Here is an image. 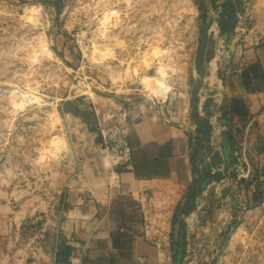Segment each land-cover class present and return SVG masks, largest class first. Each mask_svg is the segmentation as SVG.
Instances as JSON below:
<instances>
[{
	"label": "rangeland",
	"instance_id": "obj_1",
	"mask_svg": "<svg viewBox=\"0 0 264 264\" xmlns=\"http://www.w3.org/2000/svg\"><path fill=\"white\" fill-rule=\"evenodd\" d=\"M48 1L0 0V264H16L18 250L46 248L48 219L55 222L61 200L74 194L108 205L123 200L121 211L132 226L142 225L162 254L160 264H175L181 231L183 264H264V157L253 156L243 126L227 129L216 90L223 79L212 84L220 57L256 44L259 0H233L229 46L215 25L216 17L223 20L220 0H60L57 8ZM151 43L167 51L159 60L179 58L186 67L164 98L145 88L152 72L140 61L152 54ZM169 96L186 102L185 121L174 123L186 160H179L172 189L124 194L120 174L127 164L107 152L101 130L123 131L135 115L158 113ZM54 109L60 124L50 118ZM195 116L209 142H193ZM225 134L234 149L230 167L221 161ZM58 135L64 145L52 147ZM98 190L104 197L94 195Z\"/></svg>",
	"mask_w": 264,
	"mask_h": 264
},
{
	"label": "crops",
	"instance_id": "obj_2",
	"mask_svg": "<svg viewBox=\"0 0 264 264\" xmlns=\"http://www.w3.org/2000/svg\"><path fill=\"white\" fill-rule=\"evenodd\" d=\"M52 1L48 2L55 4L54 7L57 8L60 0ZM220 1L218 9L220 12L224 10L223 20L216 17L215 25L222 32L223 23L228 26L226 21L229 5H236L233 0ZM205 5L204 9L209 10V4ZM257 7L260 31L254 37L256 44L248 48H237L231 61L216 62V83L212 84H218L219 79H223L221 87L216 89L223 95L222 103L218 107L219 113L228 116L229 125L236 124L235 128L243 126L244 135H248L247 139L255 145L253 156L263 158L264 0H259ZM229 26H234L233 22ZM231 31L233 30L224 31L223 38ZM254 65L259 66L258 72L251 69ZM186 111L185 101L169 96L158 113L151 110L139 113L125 127L124 140L130 152V161L126 163L127 167H122L120 174L124 194L135 196L142 191L172 189L171 183L180 173L179 160L185 159L181 155L178 142L181 131L175 128L174 123L185 121ZM194 119L196 130H193V142L195 138L202 144L209 142V137L201 126L202 119L198 121L196 116ZM235 128L232 127L233 132ZM175 130H178V136L174 135ZM192 157L193 154L189 152L187 158L191 162L190 175L191 180H194L199 176L194 173ZM186 162L184 161L185 164ZM121 202L112 201L108 205L90 195L80 194L63 198L56 221L48 219L45 235L42 236L46 239V248L37 251L18 250L15 263L160 264L162 254H159L156 245L147 238L142 225L132 226L129 216L121 211ZM38 220L35 214V222L31 224ZM21 222L26 230L25 226L29 223L24 222V219Z\"/></svg>",
	"mask_w": 264,
	"mask_h": 264
},
{
	"label": "bare ground",
	"instance_id": "obj_3",
	"mask_svg": "<svg viewBox=\"0 0 264 264\" xmlns=\"http://www.w3.org/2000/svg\"><path fill=\"white\" fill-rule=\"evenodd\" d=\"M35 7L32 8L31 11H35V9H37V7L36 8ZM191 12L192 11L189 10V15H192L190 20H193L194 13H191ZM150 41H152V40H150ZM148 47L149 48H154V50H151L152 54L150 53V56L145 54L144 57H142V61H140L141 64L146 69V71H148L147 73H151L152 72L150 74L151 76H149L150 78L148 77L149 80H147L145 82V88H146L147 91H149V92H151L153 94H156V96L158 98H160V97L164 98L165 97L164 93H165L166 90H168V84L171 83V81L174 80L176 77H179L180 75L184 74L185 70H186V67H185L184 64L180 65L179 58L178 59L176 58L175 62H170V63L167 62V61L164 62L163 60H159L161 57H163V56H165L167 54V51L157 49L156 46H154V43L153 44L151 43V46H148ZM93 54L97 55V51H94ZM138 71L139 70H138V66H137V68H135V72L138 73ZM133 73H134V70H133ZM141 77L144 78V75L141 76ZM186 110H187V108H186ZM187 111H186V113H187ZM184 113H185V111H184ZM69 117H71V116H69ZM50 118H52V120L55 122V124H60L62 122V119L59 116V112L57 110H55V109H54L53 113L50 114ZM178 134H179L178 130H175L174 135L178 136ZM50 145L52 147H55L56 145H58L56 147V148H58V147L64 145V139L61 136L58 135L55 138V140L51 141ZM99 192H100V190H98V192H94L95 193L94 195H97L96 197H98V196L104 197V195H101Z\"/></svg>",
	"mask_w": 264,
	"mask_h": 264
},
{
	"label": "water",
	"instance_id": "obj_4",
	"mask_svg": "<svg viewBox=\"0 0 264 264\" xmlns=\"http://www.w3.org/2000/svg\"><path fill=\"white\" fill-rule=\"evenodd\" d=\"M213 28L212 22H207L205 25V31L203 34V39H202V43H201V55L202 57L199 59L198 61V65L199 67L203 66V61H204V54H205V50H206V46L208 43V39L211 33V30ZM224 42L229 46L230 44H233L235 41V32L231 31L230 33H227L224 35L223 38ZM231 56L228 55V57L222 56L220 57V59L223 61H231ZM200 77H203V72H200ZM193 113L197 114L198 113V109L196 106V103H194L193 105ZM223 121L227 127L228 130H230V121L227 118H223ZM233 153H234V149L233 146L229 140V135L225 134L224 135V140H223V159L221 161H224L226 163V165L228 167L231 166L232 162H233ZM215 165H218V162H215ZM209 186V181H205L203 183L202 188L206 189ZM199 204V203H198ZM185 218L184 215H180L178 217L179 221L181 222L183 219ZM183 241H184V234L183 231H181L180 233V247L178 248V253L176 256V262L175 264H183V260H184V248H183Z\"/></svg>",
	"mask_w": 264,
	"mask_h": 264
},
{
	"label": "built area",
	"instance_id": "obj_5",
	"mask_svg": "<svg viewBox=\"0 0 264 264\" xmlns=\"http://www.w3.org/2000/svg\"><path fill=\"white\" fill-rule=\"evenodd\" d=\"M101 127V124H100ZM116 130L113 132V130L109 132H105V130H101L102 137H103V144L106 146L107 152L115 153L116 157L120 160L119 162H125L128 163L130 161V152L127 147V143L124 140V132L119 130L118 128H115ZM117 136L120 138V140L114 139ZM113 143H118V145L113 146ZM119 162L116 163V165L119 164ZM122 164V163H121ZM248 165V163H246Z\"/></svg>",
	"mask_w": 264,
	"mask_h": 264
},
{
	"label": "trees",
	"instance_id": "obj_6",
	"mask_svg": "<svg viewBox=\"0 0 264 264\" xmlns=\"http://www.w3.org/2000/svg\"><path fill=\"white\" fill-rule=\"evenodd\" d=\"M228 13H229L228 20L226 21V23H228V26H225V25H224L225 23H223V30H224L225 32H229V31L231 30V28L233 27V26H231V27L229 26V25L231 24V22H232V19L234 18V14H235V11H234V5H233V4L229 5ZM251 69H252L254 72H258V70H259V66H258V65H254V66L251 67ZM69 113H72V112H69ZM72 114H75V115L81 117V118L84 120L85 123H89V121L85 120L81 114H79V113H74V112H73ZM225 116H226V118H228L227 115H225ZM228 119H229V118H228ZM229 120H230V119H229ZM191 202H193V201H191ZM187 213H188V212H187Z\"/></svg>",
	"mask_w": 264,
	"mask_h": 264
}]
</instances>
